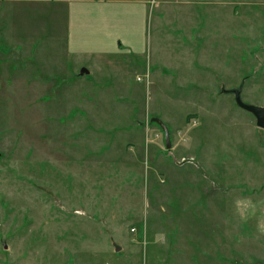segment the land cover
Returning <instances> with one entry per match:
<instances>
[{
    "label": "rangeland",
    "instance_id": "obj_1",
    "mask_svg": "<svg viewBox=\"0 0 264 264\" xmlns=\"http://www.w3.org/2000/svg\"><path fill=\"white\" fill-rule=\"evenodd\" d=\"M11 20L0 264H264V128L223 92L264 106V0H151L142 68L93 78Z\"/></svg>",
    "mask_w": 264,
    "mask_h": 264
},
{
    "label": "crops",
    "instance_id": "obj_2",
    "mask_svg": "<svg viewBox=\"0 0 264 264\" xmlns=\"http://www.w3.org/2000/svg\"><path fill=\"white\" fill-rule=\"evenodd\" d=\"M150 1L0 0L11 5L14 37L45 41L54 50V60L61 55L62 62H77L72 71L90 78L94 72L109 70L111 64L123 69L113 56L134 55L126 66L129 74L142 68ZM133 5L142 8L138 16Z\"/></svg>",
    "mask_w": 264,
    "mask_h": 264
},
{
    "label": "water",
    "instance_id": "obj_3",
    "mask_svg": "<svg viewBox=\"0 0 264 264\" xmlns=\"http://www.w3.org/2000/svg\"><path fill=\"white\" fill-rule=\"evenodd\" d=\"M223 92H226L228 94H233L237 106L250 112L256 118L257 126L260 128H264V106L253 104L243 99L242 96L243 84H241L239 87L224 89ZM152 121L157 122L161 126L165 134L166 146L167 148H171L172 146L171 134L168 125L158 117H153Z\"/></svg>",
    "mask_w": 264,
    "mask_h": 264
}]
</instances>
